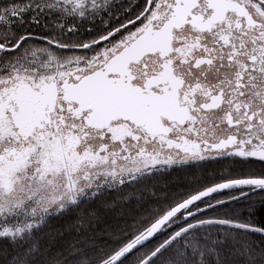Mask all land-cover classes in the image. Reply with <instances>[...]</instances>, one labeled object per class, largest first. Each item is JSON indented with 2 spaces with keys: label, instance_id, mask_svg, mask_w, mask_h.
<instances>
[{
  "label": "snow or ice",
  "instance_id": "obj_1",
  "mask_svg": "<svg viewBox=\"0 0 264 264\" xmlns=\"http://www.w3.org/2000/svg\"><path fill=\"white\" fill-rule=\"evenodd\" d=\"M133 8L117 0L0 6L7 264H42L35 232L106 191L174 167L264 162V0H144ZM89 23L92 39H70ZM151 196L94 256L70 249L75 264H264V247L251 239L264 245V222L255 219L264 172L212 170L193 175L186 190Z\"/></svg>",
  "mask_w": 264,
  "mask_h": 264
},
{
  "label": "trees",
  "instance_id": "obj_2",
  "mask_svg": "<svg viewBox=\"0 0 264 264\" xmlns=\"http://www.w3.org/2000/svg\"><path fill=\"white\" fill-rule=\"evenodd\" d=\"M125 1L123 0L122 3ZM106 17L104 16V18ZM96 24L101 23L96 21ZM89 27L82 28L78 35L70 37V39L84 41L92 39V34L88 31ZM36 31L39 32L40 29L36 28ZM241 168L257 175L264 172L262 164L248 162L243 165L239 163L233 165L231 160H223L210 164L207 169L174 167L168 172L136 186L139 191L136 190V187L123 188L120 191H106L96 199L85 201L78 207L73 206L60 215L48 218L45 225L34 234L40 246L37 260L42 264H57L58 261L63 264V261L68 259L69 264H75V260L69 255V250L73 248L82 254H87L90 258L95 255L99 247L112 241L113 237L110 233L115 231L117 225L120 227H124L126 223L130 225L133 220L141 217L147 207L146 204L138 203L141 198L151 203L153 191L161 193L186 190L189 188L193 175H203L212 170L219 172L224 169L239 170ZM226 211L228 209H219L218 214L222 215ZM215 214L209 212L207 215ZM255 219L258 222H264V209L258 212ZM251 239L256 241L259 246L264 247L260 244L262 239L260 236L253 235ZM3 250H7L10 256L12 246L7 240L0 239V264H7L9 257L2 254ZM240 264H243L242 259Z\"/></svg>",
  "mask_w": 264,
  "mask_h": 264
},
{
  "label": "flooded vegetation",
  "instance_id": "obj_3",
  "mask_svg": "<svg viewBox=\"0 0 264 264\" xmlns=\"http://www.w3.org/2000/svg\"><path fill=\"white\" fill-rule=\"evenodd\" d=\"M143 2H144V0H126L123 4H124L125 6H128V5L132 4V5L134 6L133 10H135L136 6L143 4ZM130 14H131V13H130ZM105 19H107V17H106ZM95 27H96V28H100V27H103V25H102V24H96ZM91 28H92V27H91ZM89 29H90V27H89ZM93 33H94V30H93ZM250 163H254V164H262V165H264V162H259V161L254 160V159L251 160Z\"/></svg>",
  "mask_w": 264,
  "mask_h": 264
},
{
  "label": "rangeland",
  "instance_id": "obj_4",
  "mask_svg": "<svg viewBox=\"0 0 264 264\" xmlns=\"http://www.w3.org/2000/svg\"><path fill=\"white\" fill-rule=\"evenodd\" d=\"M122 1L123 0H117V3H121ZM10 2H11V0H0V6L6 5ZM102 15H104V14H102ZM97 21H99V19H97ZM89 26H92L91 23L85 25L84 28L89 27Z\"/></svg>",
  "mask_w": 264,
  "mask_h": 264
}]
</instances>
